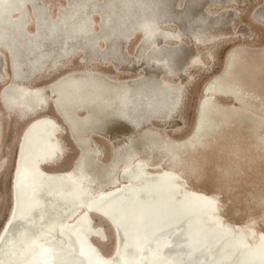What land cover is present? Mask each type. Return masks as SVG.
I'll return each mask as SVG.
<instances>
[{"label":"bare ground","instance_id":"6f19581e","mask_svg":"<svg viewBox=\"0 0 264 264\" xmlns=\"http://www.w3.org/2000/svg\"><path fill=\"white\" fill-rule=\"evenodd\" d=\"M170 1L69 0L56 14L45 0H0V53L10 69V80L0 87V111L25 122L11 173V206L0 230V264H264V230L256 220L226 221L217 213L219 192L191 185L178 161H168L199 135L198 127L208 126L201 109L207 114L216 105L237 110L253 104V138L264 147V89L221 81L243 47L228 50L224 67L203 84L192 128L182 138L171 136L169 130L182 131L185 123L187 85L179 81V70L185 69L191 84L195 73L214 63L219 41L231 37L211 33L205 17L195 18L190 38L206 49L207 61L192 54L178 66L187 32L165 25ZM252 14L264 24V3ZM218 15L214 24L223 20ZM133 39L137 57L144 55L138 66L136 57L124 54ZM258 50L264 52V46ZM74 57L82 69L34 83L57 74ZM121 64L139 67V76H121ZM177 121V128H168ZM115 122L132 131L107 164L98 154L108 170L102 179L91 171L96 158L91 133L100 135ZM2 124L0 115V154ZM65 131L81 150L69 167L58 169L68 155ZM140 134L144 143L138 149L133 139ZM150 137L162 145L158 158L146 143ZM7 164V155L1 156L0 174ZM93 216L115 232L109 254L94 243L106 242L108 235Z\"/></svg>","mask_w":264,"mask_h":264},{"label":"rangeland","instance_id":"374dc122","mask_svg":"<svg viewBox=\"0 0 264 264\" xmlns=\"http://www.w3.org/2000/svg\"><path fill=\"white\" fill-rule=\"evenodd\" d=\"M45 1L49 2L52 6V11L58 14V10H61L64 7V4H66L69 0ZM230 1L171 0L167 8L168 17H166V19L168 20L165 25H169L170 28H176L177 26V28L187 32V34L184 35L185 48L180 58L182 60L178 62V66H181L182 68L185 65L186 60L192 54H199L200 57L207 61L206 49L198 48L192 43L190 38L189 29L194 25L195 22H193V20L195 18L205 17L211 23V33L218 34L219 36L222 35L231 37L226 40L219 41L213 49L215 55L214 63L210 65L207 64L202 71L195 73L194 77L196 79L191 84H187L185 69L179 70V75H181L179 81L182 80L184 85H187V99L185 107L183 108L185 121L183 124V130L176 131L175 128H173V131H168V133L175 138L184 137L192 128V123L196 113V104L199 99L198 97L201 95L203 84L213 74L221 70L224 65L223 61L225 54L228 50L243 47V49H238L234 54L233 59L230 61L231 65H229L228 71L221 75V81L225 83H236L243 89L252 87L254 90L255 87L264 89V52L258 50L264 46V24L257 18L253 17L252 14L253 10L258 5L264 3V0ZM202 4L204 5L202 6ZM188 8H190L189 14L185 15L186 13L184 11ZM217 13L220 16H223V20L220 24L213 23L215 19L214 17L218 15ZM179 16L181 19L178 18ZM244 43L246 45H243ZM137 47L136 39H133L131 44H128V47H125L124 54H126V56L130 59H132V57H136L137 59L134 63L138 66L137 60L141 59L144 55L141 53L142 55L137 57ZM0 55L3 57L2 58L0 56V87H2L10 80V69L7 65L8 60L7 56H5L6 54L3 55L0 53ZM80 63L79 58L74 57L71 59L69 65L60 69L57 74L49 77H40L35 80L34 83L46 84L52 81L60 73L71 70H80L84 67L83 63ZM131 63L133 65V62ZM121 65L123 66L124 64ZM137 66H133L130 69H126L125 66H123L122 70L124 74L120 75L123 77H138L140 68ZM104 69L110 70L108 67ZM158 70L159 69L157 68L156 73H160ZM2 73L5 75L4 77ZM223 101L230 102V100L227 99H224ZM253 102H256L255 98H253ZM253 110V104L245 105L242 109L240 105L237 110L216 105L211 108L210 111V119L213 123L212 129L207 131L201 130L196 138L181 145L180 154L178 155L179 157L177 156L176 159L171 158L168 161H178L176 165L182 168V170L186 173L191 185L207 192H219L216 197L217 213H221L226 221L232 223H243L246 220L255 219L256 224L264 230V147L254 140L255 137L253 138L254 131L253 128H251V124L252 120L256 118ZM50 113L53 112L50 111ZM0 115L3 121L1 136L2 151L0 158L4 155H7L8 157L7 167L5 171L0 174L1 230L6 218L8 217L11 206V173L14 165L18 136L20 135L25 122L19 121L14 114L10 115L4 110L0 111ZM178 124V121L173 122L168 128L170 129L174 126L177 128ZM164 129L165 128L162 130L164 131ZM131 131L132 128L130 126L122 122H115L109 124L106 127V130L99 133L100 135L91 133L94 138L90 140V143L96 149V151L93 152L96 160H93L95 162L92 163L93 166L91 171L94 172L96 176L102 179L107 177V165L104 164H107L110 161V155L116 151V148L114 147L119 144L122 145L125 139L128 138L127 136ZM91 134L90 137H92ZM150 138L151 139L147 140L146 143L147 145L149 144L152 146V148L157 149L154 151V158H158V147L162 145L159 144L158 139L156 140L153 137ZM217 139H222L224 142H221L218 145ZM64 140L68 147V155L66 161L60 165L58 169H65L69 167L73 159L81 150V147L77 144V142L72 141L66 131L64 134ZM143 143L141 134L133 139V145L135 148L139 149V147H142ZM225 143H227L228 146H225ZM233 143L235 146L231 149L230 145ZM208 144L209 148L204 147ZM122 146L120 148H123ZM203 147L205 148L204 150ZM195 149H198L201 152H193ZM101 152L102 155H105L104 164L100 162L102 160H98V154ZM102 166L103 168H100ZM93 218L96 224L99 223L106 229L108 235V240L106 242H100L95 239L94 243L99 246L104 253L109 254L114 249L115 232L110 223L105 219L97 216H93Z\"/></svg>","mask_w":264,"mask_h":264},{"label":"water","instance_id":"95a60500","mask_svg":"<svg viewBox=\"0 0 264 264\" xmlns=\"http://www.w3.org/2000/svg\"><path fill=\"white\" fill-rule=\"evenodd\" d=\"M232 59V58H231ZM229 64H230V62H229ZM228 68H229V66H228ZM228 71V70H227ZM204 109L202 108L201 109V119H204L205 117L207 118V120H208V122H209V124H208V128L207 127H198V130H203V129H211L212 127H213V125H212V121H211V119H210V111H211V109H209V111L207 112V114H204V111H203ZM202 128V129H201ZM105 129H106V127H105ZM105 129H102L103 131L105 130ZM87 156V155H86ZM88 158H89V156H88ZM92 158L90 157L88 160H91ZM86 161H87V157H86ZM90 163V162H89ZM86 164L88 165V163L86 162ZM88 167V166H87ZM92 173H94V172H92ZM72 237H74V235L72 236ZM78 238H76V240H77ZM81 241H83L82 240V238H81ZM81 241H79V245L81 244ZM83 243V242H82ZM81 246V245H80ZM90 259V258H89ZM97 264V263H96Z\"/></svg>","mask_w":264,"mask_h":264}]
</instances>
